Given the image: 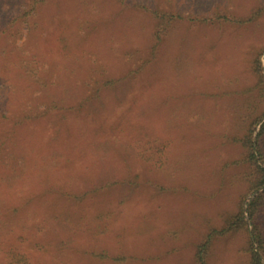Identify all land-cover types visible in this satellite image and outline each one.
<instances>
[{
  "label": "rangeland",
  "instance_id": "obj_1",
  "mask_svg": "<svg viewBox=\"0 0 264 264\" xmlns=\"http://www.w3.org/2000/svg\"><path fill=\"white\" fill-rule=\"evenodd\" d=\"M262 124L264 0H0V264H251Z\"/></svg>",
  "mask_w": 264,
  "mask_h": 264
},
{
  "label": "trees",
  "instance_id": "obj_2",
  "mask_svg": "<svg viewBox=\"0 0 264 264\" xmlns=\"http://www.w3.org/2000/svg\"><path fill=\"white\" fill-rule=\"evenodd\" d=\"M257 62H258V64H260V62L258 60H257ZM259 70H260V67H259ZM259 73L261 74V71ZM260 76H262V75H260ZM263 128H264V124H262V129ZM253 145H254V143L251 139V136L244 139V147H247L248 157L250 160H253L252 163L255 165V167L257 168V172H258L256 183L254 182L252 189H259L264 185V168L258 166V164H257L256 156L253 152ZM257 152H258L259 158L263 160L262 153L259 150H257ZM263 195H264V188L256 195L254 200L251 202L249 209H255L256 202L259 199H261L263 197ZM241 209H242V207H241ZM241 214H243V213L241 212ZM250 215H251V213H250ZM253 233L254 234H253L252 239L250 241L251 264H262L261 263V255L258 252L257 248H255L254 242H257L258 246H260L259 249H261L262 248V242L264 239V234L262 233V231H259L255 228L253 229ZM262 250H263V248H262Z\"/></svg>",
  "mask_w": 264,
  "mask_h": 264
}]
</instances>
